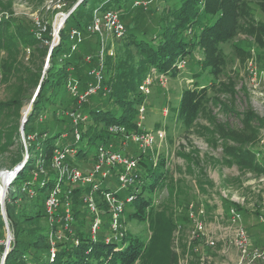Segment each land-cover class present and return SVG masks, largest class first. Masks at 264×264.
<instances>
[{"label":"trees","instance_id":"1","mask_svg":"<svg viewBox=\"0 0 264 264\" xmlns=\"http://www.w3.org/2000/svg\"><path fill=\"white\" fill-rule=\"evenodd\" d=\"M70 1L71 7L76 0ZM142 2H147V5ZM257 2L264 12V0H257ZM108 10L119 13L126 32L123 36L117 37L110 31H104L111 33L115 38L122 39L123 43L117 48L116 56L114 49L106 47L107 53L101 70L102 88L98 94L91 95L86 102L79 104L77 98L70 93L67 80L70 75L77 78L81 91H84L90 83L96 84V77L90 72L93 68L100 69L97 55L105 38H101L100 33L90 32L88 27L94 22L95 11L104 13ZM136 11H138L137 16L141 18L158 17V31L148 35L145 30L138 29L137 26L135 28L136 23L134 26L132 24L134 29L130 28L124 19ZM12 25H14L12 20L5 19L0 22V48L8 46L10 42L20 41V30L12 32ZM74 29L82 33L81 42L72 39L71 31ZM47 32L48 36L45 37L49 42L45 44L44 54L49 53V46L53 39L51 24H48ZM87 34H90L89 40L85 38ZM242 34L254 38L259 45L264 46V24L256 21L250 0H81L60 30V43L51 48L50 66L41 81L24 127L29 158L11 182L6 196L9 221L14 228V239L6 264H90L92 255L97 257V264H137L146 258L147 242L138 235L130 234L127 229L126 236L121 242L106 243L102 240L108 232L105 228L99 233V240L92 241L87 227L89 216L80 207L84 196L91 193V185L70 186L66 184L67 182L64 185L62 198L71 190L74 235L67 234V238L59 240L56 244V256L51 257L49 238L51 226L43 207L48 191L56 184L60 174L53 165L54 153L58 149L73 148L76 154H68L66 164L81 168L79 164L88 152L84 142L88 144L95 140L98 147L102 144L107 146L112 144L116 150H122L117 144L118 137L111 134L108 128L111 124L119 123L125 125L130 132L142 130L138 122L140 108L144 105L145 94L140 90L143 80L153 70L166 74L168 77L177 76L182 70L179 68L180 62L193 60L192 53L197 50L200 58L196 62L202 69L192 75V84L183 90L179 103L174 108L176 121L185 128H191L209 104L217 98V94L225 88L222 79L229 63V56L223 44L235 41ZM28 35L38 41L33 32ZM95 36L97 40L93 43L92 38ZM75 43L77 48L73 49ZM133 46L137 50V55L133 53ZM233 47L235 55L243 61L250 57L251 53L246 48L235 44ZM95 50L98 54L94 53ZM110 50L114 51V55H110ZM88 53L93 55V59L86 62L85 57ZM205 71L211 76L208 84H202L196 79ZM30 76L31 78L27 81L29 83L35 81L34 86L37 85L40 77L33 74ZM61 85H65L63 93L57 90ZM101 93L105 96L99 98L98 95ZM138 94L140 95L137 98L139 108L134 104V96ZM90 99H93L94 103L91 104ZM55 101H58L60 105L52 114V127L38 131V126L49 124L47 117L45 121H39V117L43 116L41 112L48 109L46 103ZM110 101L118 105L112 106ZM77 111L87 116L78 124L70 115L65 114ZM58 112H62L63 116H57ZM256 119L254 112L248 110L245 117L241 118L245 130L225 129L223 126H220L219 130L224 138L237 144L253 143L255 140L250 136L251 132L246 131L251 129V123ZM92 120L95 122L92 123ZM157 125L160 126V124ZM76 129L80 131V140L76 138ZM17 133L19 135V132ZM31 135L36 137L29 138ZM60 137H62L61 142H57ZM25 151V147L20 142L12 163H22ZM226 151L232 157L231 163L264 173V163L260 161L254 149L244 150L228 145ZM139 161L140 167L135 172L136 180L129 188L135 198L127 204L124 215L127 214L128 218L138 222H146L150 215L151 197L167 185L169 175L165 170L164 160L154 165L148 155L142 153ZM40 167L46 171L42 172ZM34 172L40 173L36 181H33V175H31ZM24 183H30L34 188L33 196L22 190ZM15 186H19L18 188L22 191L19 192L20 195L27 197L30 201L36 200L38 205L40 203L42 207L40 214V210L26 209L25 206H22L21 210H16L14 203L19 196L14 190ZM95 196L102 210L103 220H109L108 204L99 192H96ZM127 207H131L130 212H127ZM62 210L63 207H60L59 211ZM123 222L125 224V218ZM23 224H28L29 227L26 228ZM3 226L4 222L0 216V228ZM26 236L28 239H25ZM74 236L78 237L79 245L72 242ZM3 249L4 244L0 246V251ZM43 253H47L48 257L40 260L39 257Z\"/></svg>","mask_w":264,"mask_h":264},{"label":"rangeland","instance_id":"2","mask_svg":"<svg viewBox=\"0 0 264 264\" xmlns=\"http://www.w3.org/2000/svg\"><path fill=\"white\" fill-rule=\"evenodd\" d=\"M80 1L76 0L70 7V0H62V7L59 8V4L49 0H0V22L5 19L12 20V32L20 30L21 34L20 41L10 42L8 46L0 48V175L7 171L12 172L19 165L12 163L19 143L23 144L25 150L26 145L28 146L23 121L25 115L28 120L41 81L50 66L49 53L55 46L53 42L59 30L56 17L62 11L68 13L74 10ZM250 4L256 21L264 24V12L257 0H250ZM137 14L138 11L133 12L124 19L130 28L136 23L135 28L137 26L138 29L145 30L148 35L158 31V17L141 18ZM48 24L53 27V39L49 53L44 54L45 44L49 42L45 37L48 36ZM32 32L38 41L28 35ZM89 35H85L88 40ZM102 37L105 38V46L114 49L116 56V50L123 40L115 38L107 31L103 32ZM96 40V36L92 38L93 43ZM233 44L249 50L250 57L243 61L236 56ZM223 47L229 56L222 79L225 88L217 94V98L209 104L191 128H185L176 121L174 108L177 107L183 90L192 84V75L202 69L196 62L200 58L197 50L192 53L193 60H186L185 66L179 67L182 70L177 76L168 77L164 86L153 84L151 93L143 97L146 109L141 121L142 127L153 131L162 128L167 133L163 142H158L153 149L144 153L154 165L164 160L169 180L167 185L152 195L150 215L146 222H138L128 218L127 214L124 215L127 231L140 236L148 244L147 257L137 264H264V254L255 259L246 254L243 258V253L235 245V227L242 225L250 238L248 253L255 249L264 250V173L231 163L232 157L226 151L228 145L244 150L252 148L264 163V46L259 45L254 38L242 34L235 41L223 44ZM132 50L134 55H137L134 46ZM96 52L97 50L94 53ZM87 55L90 56L89 53ZM30 74L40 77L37 85L34 86L35 81H27L31 78ZM196 79L202 84H208L211 76L205 71ZM57 90L63 93L65 85H61ZM104 96L103 93L98 95L99 98ZM139 97V94L134 96L137 108L140 106L137 99ZM90 103H94L93 99H90ZM46 105L48 109L41 112L43 116L39 117V121H45L47 117L49 124L38 126V131L52 127V114L60 104L55 101ZM248 110H252L257 116L251 123V129L246 131L251 132L250 136L255 141L237 144L224 138L219 130L220 126L225 129L245 130L241 118L245 117ZM57 116L62 117L63 114ZM93 122L95 121L92 120ZM31 137L34 139L36 135ZM61 140L62 137L58 138L57 142ZM84 144L88 152L79 165L83 170H92L98 144L95 140L93 143ZM124 148L129 155H138L136 147L128 145ZM41 171L46 170L42 168ZM18 187L14 188L19 196L14 203L16 210L25 206L26 209L40 210V214V203L38 205L36 200L30 201L20 195L21 190ZM62 187L65 188L64 184ZM102 187L116 192L120 184L112 175L103 179ZM128 194H131L129 190H120L117 197L124 200ZM62 195L61 193L59 197L62 198ZM190 207H203L205 210L202 217L205 227L196 237L193 235L194 222L190 217ZM233 209L240 214L238 221H234ZM130 211L131 207H127V212ZM100 215L103 217L102 210ZM0 216L4 222L3 228H0L1 246L7 239L8 228L12 233L14 228L10 224L8 211V223L5 222L1 205ZM90 221L87 220V227ZM103 221L106 226L110 220ZM23 225L29 227L28 224ZM210 241L215 244L210 245ZM47 257L48 254L43 253L39 258L45 260ZM97 261V257L92 255L90 264H97Z\"/></svg>","mask_w":264,"mask_h":264},{"label":"built area","instance_id":"3","mask_svg":"<svg viewBox=\"0 0 264 264\" xmlns=\"http://www.w3.org/2000/svg\"><path fill=\"white\" fill-rule=\"evenodd\" d=\"M52 3L59 4L58 7L61 8L62 0H49ZM147 5V2H142ZM139 4V2H137ZM73 12V10L68 13L61 12L57 15L56 19L61 18V23L66 20L69 15ZM1 19V17H0ZM60 25V24H59ZM88 30L93 33H100L103 35L104 30L110 31L114 33L117 37L123 36L126 32V27L123 24L119 13L115 10H108L104 13L99 14L97 11L94 14V22L90 24ZM55 35L54 44H58L60 41V36L58 34ZM72 39L77 42L82 41V33L74 29L71 31ZM73 49L77 48V43H75L72 47ZM106 46L105 43L102 44V48L99 51L97 57L100 61V69L93 68L91 70V74L96 77V84L90 83L88 87L81 91L79 89V80L74 76L70 75L68 77V89L70 93L75 96L78 100L79 104L86 102L91 95L98 94L102 88V67L104 66V59L106 55ZM110 55H114V51H109ZM86 59L90 61L93 59V55L87 56ZM186 61H182L179 64V67L185 66ZM168 81V76L163 73H159L155 70L150 72L146 78L143 80L140 85V90L148 95L151 93V87L153 84L158 83L159 85L164 86ZM144 106V105H143ZM140 108V120L138 122V126L142 129L137 132H130L127 130L126 126L119 123H114L109 126V132L118 137L117 144L122 148V150H116L113 148V145H105L102 144L98 147V152L96 158L94 160V166L90 171H84L83 169L70 166L66 164V159L68 154H76V151L72 148H66L64 150H56L53 157V165L60 172L59 177L57 179L56 184L48 191L45 201H44V209L45 213L49 219L50 223V252L51 257L54 258L56 256V244L59 240L67 238V234L74 235L73 230V222H74V214L72 210V201L70 198L71 190L68 191V194L65 195L64 198H60L59 195L64 191L62 185L65 183L70 186L79 184L81 186L91 185V193L87 194L83 198V204L80 205L83 212L89 216V237L92 241H97L100 238V232L102 229H106L108 232L102 238L106 243H110L112 241L121 242L126 236V226L123 222L124 213L126 210V205L131 203L135 196L133 194H128L124 200H120L117 197V193L120 190H129V188L134 184L136 180L135 172L140 167V156L142 153L146 152L149 149H153V146L158 142H163L167 136L165 129H157L155 131L148 130L143 128L142 119L144 117L145 106ZM58 114H63L62 112H58ZM65 114L70 115L76 124L80 123L81 120H85L87 116L81 112H66ZM75 135L77 140H80L81 134L79 129L75 130ZM29 138H32L31 136ZM125 146H133L138 149V155H129L125 152ZM27 154L25 155L24 160L20 163L14 170H21L24 164L27 162L29 158L28 154V146L26 145ZM145 154V153H144ZM10 172V171H7ZM17 172V173H18ZM33 175V181H36L38 175L36 173ZM35 175V176H34ZM37 175V177H36ZM113 175V179H115L119 184L120 188L113 192L110 189H104L102 187L103 179H108ZM16 177V176H15ZM67 178V180H66ZM14 179V178H13ZM13 181V180H12ZM44 183V182H43ZM22 190L27 192L30 196L35 194V190L31 187L30 183H24ZM99 192L103 197V200L106 201L109 208V222L105 226L103 217L100 215V206L98 205V200L95 196V193ZM60 207H63L62 211H59ZM234 221H238L240 218V214L232 210ZM205 214L204 208L195 209L194 207H190V217L194 222V230L193 235L196 237L199 236L200 233L204 230V222L202 217ZM14 239V235L11 230L8 228V236L6 241H4V249L0 251V264H6L5 256L7 252L11 249V244ZM72 242L75 245H79L80 241L78 237H73ZM210 245H214V241L209 242ZM250 238L247 231L244 229L242 225H237L235 227V245L237 248L243 253V258H245L246 254H249L253 259L260 258L264 254V250L255 249L252 252L248 253L250 248Z\"/></svg>","mask_w":264,"mask_h":264},{"label":"water","instance_id":"4","mask_svg":"<svg viewBox=\"0 0 264 264\" xmlns=\"http://www.w3.org/2000/svg\"><path fill=\"white\" fill-rule=\"evenodd\" d=\"M64 22H65V21H63V22L59 25V27H58L59 30H60L61 27L63 26ZM59 30H58V32H59ZM26 122H27V115H25V119H24V121H23V127H24V125H25ZM17 172H18V170H16V171L14 170V172L12 173V177H11V179L8 181V185L12 182L13 178H15V176L17 175ZM8 190H9V187H8ZM7 193H8V191H7ZM6 196H7V195H6ZM0 205H1V210H2V214H3L4 220H5L6 223H8L7 210H6V197H5L4 199H1V197H0ZM8 253H9V252H7V254H6V256H5V261H7Z\"/></svg>","mask_w":264,"mask_h":264},{"label":"bare ground","instance_id":"5","mask_svg":"<svg viewBox=\"0 0 264 264\" xmlns=\"http://www.w3.org/2000/svg\"><path fill=\"white\" fill-rule=\"evenodd\" d=\"M60 23H61V18L58 19L57 25H59ZM12 173L13 171L5 172V173H2V175H0L1 176L0 178V197L1 199H4L7 195L8 181L11 179Z\"/></svg>","mask_w":264,"mask_h":264}]
</instances>
